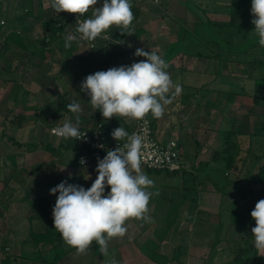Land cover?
<instances>
[{
	"label": "crops",
	"instance_id": "1",
	"mask_svg": "<svg viewBox=\"0 0 264 264\" xmlns=\"http://www.w3.org/2000/svg\"><path fill=\"white\" fill-rule=\"evenodd\" d=\"M241 1L131 0L135 16L131 35L113 26L107 31V44L90 49L74 36L67 13H56L50 0H0V118L4 115L0 123V264H5L7 256L11 264H254L264 258L253 246L255 222L242 218L264 199V188L257 194L253 187L264 181L256 182L262 161L252 144H258L260 155L264 154L260 112L264 109V61H251L264 56V48L250 34L254 28L251 4ZM102 2L98 0L97 6ZM12 31L20 39L10 42ZM46 33L45 64L24 67L19 54L26 47L39 48ZM66 41L70 47H65ZM137 48L160 55L169 65L166 71L173 83L182 89L174 98L169 94L172 103L165 106L161 118L151 117L159 140L179 141L184 168L162 174L141 166L154 182L150 220L126 221L127 233L108 242L106 255L93 242L85 254L69 247L58 261L46 260L45 255L66 245L53 227L52 209L59 193L52 195L50 189L62 181L87 189L98 175V160L79 164L82 150L51 133V126L69 120L76 123L73 113L58 112L57 105L64 100L78 102L82 108L79 127L103 121L110 137L118 127L133 131L137 120L120 116L105 120L80 91V84L89 74L145 59L134 55ZM54 56L60 57V67L47 78L45 69L56 63ZM242 61L253 69L257 64L258 76L242 68ZM211 64L218 70L210 81L193 80L203 77ZM223 84L226 97L219 96L217 89ZM35 88L44 94L43 99ZM208 103L211 108L203 110ZM242 104L247 107L240 119L244 127L238 118L228 116L232 106ZM226 131H235L232 137L239 152L240 138L247 139L253 160L243 179L228 175ZM195 186L197 204L192 212L191 188ZM35 233H49L51 242H37Z\"/></svg>",
	"mask_w": 264,
	"mask_h": 264
},
{
	"label": "clouds",
	"instance_id": "2",
	"mask_svg": "<svg viewBox=\"0 0 264 264\" xmlns=\"http://www.w3.org/2000/svg\"><path fill=\"white\" fill-rule=\"evenodd\" d=\"M97 4L98 0H50L56 13L77 14L76 31L83 40L107 38L105 34L113 26L122 34L131 35L130 26L135 19L131 0H103L100 6ZM89 11L90 18L79 19ZM250 13L254 25L251 32L264 48V0H251ZM65 47H70L68 41ZM134 55L145 59L89 74L80 84V91L87 94L91 106L105 120L120 116L143 121L149 113L161 118L165 106L172 103L169 94L174 98L182 90L166 71L168 63L156 52L137 48ZM66 107L75 115L76 123L65 121L52 133L63 139H83L86 133L79 129L81 105L72 101ZM111 135L117 142H125L107 150L103 159L98 158V175L89 188L62 181L50 189L52 195L59 193L52 209L53 227L77 254H85L95 242L106 255L108 242L127 233L126 221L150 220L148 206L154 182L141 170L143 138L129 135L123 127L114 129ZM80 164H85L83 157ZM106 188L110 189L107 193ZM250 215L255 221L251 228L253 246L264 253V199L256 202Z\"/></svg>",
	"mask_w": 264,
	"mask_h": 264
},
{
	"label": "built area",
	"instance_id": "3",
	"mask_svg": "<svg viewBox=\"0 0 264 264\" xmlns=\"http://www.w3.org/2000/svg\"><path fill=\"white\" fill-rule=\"evenodd\" d=\"M140 1H154L159 0H140ZM72 21V32L76 39L89 47L90 49L97 48L101 43L105 45L110 40L109 34H105L107 38L100 37L95 41H86L81 39L80 34L76 31L77 28V14L68 13ZM91 17V12L79 17L80 20ZM4 23V21H2ZM146 121V122H145ZM59 125H54L51 130ZM82 133H86L83 139L76 140L78 145L83 149V152L78 156V163L83 157L85 159L84 165H89L99 159H103L107 150H114L117 144L123 145L125 141L117 142L113 137H110L109 132L104 127L103 123H94L79 127ZM52 132V131H51ZM129 135L138 134L143 138V146L141 149V166L152 170H163L168 172H181L184 168L182 163V148L177 139H170L168 141H161L157 138L151 113H149L143 121H137V125L133 131L128 132ZM103 145V147H100Z\"/></svg>",
	"mask_w": 264,
	"mask_h": 264
},
{
	"label": "rangeland",
	"instance_id": "4",
	"mask_svg": "<svg viewBox=\"0 0 264 264\" xmlns=\"http://www.w3.org/2000/svg\"><path fill=\"white\" fill-rule=\"evenodd\" d=\"M244 1V3H242V1H241V3L242 4H244V5H246V6H248V4H247V2L249 3V4H251L250 2H249V0H243ZM245 8V7H244ZM252 31V30H251ZM247 31H246V29H245V31H244V33H246ZM250 34H252V32L250 33ZM252 36V35H251ZM251 36H249L248 37V41H250V39H251ZM247 41V42H248ZM247 42H244L243 43V45H245ZM80 43V42H79ZM58 49V46H57V48H56V50ZM47 52H49V50L47 51ZM59 56V55H58ZM58 56H54V61L56 62L55 64H52V63H49L48 61H47V63H49L50 65L49 66H47V68L45 69L46 71V75H47V78L51 75H53V74H55L56 72H58V70H59V67H60V65H59V59H60V57H58ZM57 57V58H56ZM253 59L251 60V61H253L254 59L256 60V59H263V61H264V56H259V57H252ZM46 60H47V56H46V58H45V60H44V62H46ZM243 62V61H242ZM43 64H45V63H43ZM240 66L242 67V68H244L247 72L248 71H251L252 73L251 74H253V75H255V77H257L258 76V72H257V69H258V65L257 64H254V69L253 68H250L249 67V65H248V63H247V61L246 62H243L242 63V65L240 64ZM264 66V65H263ZM210 70L208 69V70H206V72H204V73H202V75H204L203 77H201V76H199V78L198 77H196L195 76V78L193 79L194 81H196V82H198V83H201V82H205V81H210V79H212L213 78V74H214V71L217 69V66L216 65H213V64H211L210 65ZM61 69V68H60ZM250 69V70H249ZM218 70V69H217ZM221 70L223 71L224 70V68H221ZM217 72V71H216ZM208 73H210L211 75H207ZM20 76V75H19ZM44 77H45V75H44ZM14 78H16V77H14ZM31 82H37V80H35V79H33ZM36 90L37 89H39V88H35ZM218 90H219V96L220 95H223L224 97H226V95H227V93H228V91H227V89H226V86L223 84V85H219V87L217 88ZM10 91H11V89H10ZM38 92H40V90H37V97H39V98H42L43 99V96H44V94H42V93H38ZM221 92V93H220ZM264 93H262V95H263ZM70 97V96H69ZM67 98V97H66ZM31 100H32V103L34 104V103H36V99L32 96L31 97ZM13 102V98L11 99V103L10 104H13L12 103ZM9 103V102H8ZM245 106L242 104V105H239V106H232V108H230L229 109V115L228 116H230V117H236V118H238L239 119V121H240V119H243V116L244 115H246L247 114V107L246 108H244ZM260 112L262 113V115H264V109H262V110H260ZM213 113L215 114V113H219V111H216V112H214L213 111ZM4 115H2L1 116V118H0V123H1V121H3L2 120V117H3ZM217 120V119H216ZM259 122L260 123H262L263 122V120H259ZM240 123L242 124L243 122L242 121H240ZM94 124V123H93ZM245 126V123H243L242 124V127H244ZM52 127V126H51ZM51 127H50V131H51ZM247 128V127H246ZM261 132H262V130H260ZM52 133V132H51ZM240 140H242L241 142H240V149H241V151L239 152V150H238V148H236V144L233 142V144H232V146H231V148H225L224 149V151H227L228 150V152H231V153H229V154H232V153H234V154H236L235 155V158H236V160L232 163V165H230V167L228 166V163H227V167H229L230 169H228V175L230 176V177H232V179H237V177L238 176H240L239 178H244L245 177V175H246V173H247V168H248V165L250 164L251 165V162H252V154H250V153H248V151H247V148H248V146H247V139H242V138H240ZM253 144V147H254V149H256L257 151H258V155H260L261 153H262V148L261 147H259L258 146V144H256L255 142L254 143H252ZM7 145H11V143L9 142ZM255 145V146H254ZM256 146H258V148H255ZM4 149H6V148H4ZM210 154H211V152H210ZM216 155V154H215ZM215 155H213L214 156V158H215ZM211 159H212V155H211ZM163 173L162 174H164L165 173V171H162ZM152 174H153V176H155V174H157V172H152ZM3 185L2 184H0V187H2ZM255 189H256V193L257 194H260V193H262L263 192V188H264V185L263 184H257L256 186H253ZM236 189H238V186H236L235 187V190ZM232 191H234L233 189L231 190V192ZM17 196H18V193H16V196H15V199L17 198ZM70 246H68V245H65V248L63 249V250H67V248H69ZM60 251V250H59ZM6 252L7 253H9L10 251L9 250H6ZM55 253H56V251H53V252H51L50 254H47V255H45L44 256V258L46 259V260H49V259H52V257H53V255H55ZM38 255V254H37ZM51 264V263H50Z\"/></svg>",
	"mask_w": 264,
	"mask_h": 264
},
{
	"label": "trees",
	"instance_id": "5",
	"mask_svg": "<svg viewBox=\"0 0 264 264\" xmlns=\"http://www.w3.org/2000/svg\"><path fill=\"white\" fill-rule=\"evenodd\" d=\"M67 16H68L69 20H71V18L69 17L68 13H67ZM61 27H62V25L56 27V29H54L55 30L54 32H56L57 29L58 28H61ZM47 29H48V27H47ZM48 36L49 35L47 33L43 35V38H41L42 44L36 50H31V49H28L26 47L24 49L23 53L19 54V63L23 64L24 67H29V66H38L39 67V66H41L44 63V60L46 58V52L48 51V46H49ZM20 37H21V35H19L15 31H12V32H10V35H9L8 38L10 39V42H11V40L16 41V40L20 39ZM258 60H260V61H258L260 63L263 62L262 59H258ZM71 102H72V100L71 101L64 100L63 102H60L57 105V111L58 112H61V111L70 112L67 109L66 106L69 103H71ZM210 108H211V105H210V103H208L207 105H204L202 109L203 110L204 109L205 110H208ZM101 122H103V121H101ZM97 123H100V121L97 122ZM105 124L106 123H103L104 127L107 129L108 127ZM234 132L235 131H226V133H225V134L229 135V138H226L225 137L226 143L229 144V145H227L228 146L227 148H231V146H232V144L234 142V139L232 137V134ZM69 140H71L73 142V144L75 145V147L79 148L83 152V149H81V147L78 145V142L76 140L71 139V138ZM229 153H231V152H229ZM235 155L236 154L232 153V154H229L227 156L228 166H230L232 164V162H234L233 160L235 159ZM258 159H259V161H262V164H261V166H260V168H259V170L257 172L259 176L256 179V182H263L264 181V154L259 155L258 156ZM149 170L150 171H163V170H152V169H149ZM174 173H177V172H174ZM193 179H194V181L196 183V180H195V177L194 176H193ZM191 195L193 196L192 197V200H194V201L191 200L192 201V207H191L192 209L191 210L193 212L194 209H195V207H196V204H197V195H198L197 186L191 188ZM252 210L253 209L247 210L246 213L243 214L242 218L248 219L250 221L252 220L253 222H255L251 218V215H250V213H251ZM33 236L36 237V240L39 243H42V242H44V243L51 242V237H52V236L49 235V233H43V234H36L35 233V234H33ZM53 251H56V253H55V255H53L52 259H49V261L56 262V261H58L64 255V250H60L59 251L58 249H54ZM10 262H11V256H9V257L7 256L6 259H5V264H9ZM254 264H264V258L257 259V261Z\"/></svg>",
	"mask_w": 264,
	"mask_h": 264
}]
</instances>
